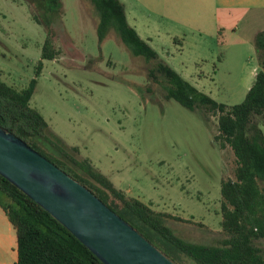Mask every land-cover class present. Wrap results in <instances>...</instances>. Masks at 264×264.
Returning a JSON list of instances; mask_svg holds the SVG:
<instances>
[{"label": "rangeland", "instance_id": "obj_1", "mask_svg": "<svg viewBox=\"0 0 264 264\" xmlns=\"http://www.w3.org/2000/svg\"><path fill=\"white\" fill-rule=\"evenodd\" d=\"M120 1L128 23L149 37L160 60L219 103L243 101L250 65L241 69L239 62L257 61L248 40L264 30V10L234 18L233 26L222 22L219 30L211 7L201 8L200 17L193 3ZM60 2L57 16L47 14L58 52L47 60L41 59L47 31L28 0H0V79L21 90L35 78L30 106L79 148V157L127 195L182 218L167 220L180 238L218 245L224 237L220 184L236 163L230 147L213 140L217 116L167 100L164 78L147 77L154 61L133 55L113 30L99 42L91 0ZM258 246L264 249V240Z\"/></svg>", "mask_w": 264, "mask_h": 264}, {"label": "trees", "instance_id": "obj_2", "mask_svg": "<svg viewBox=\"0 0 264 264\" xmlns=\"http://www.w3.org/2000/svg\"><path fill=\"white\" fill-rule=\"evenodd\" d=\"M98 13L96 34L101 42L110 30L135 56L154 61L147 77L165 80L164 97L190 111L202 108L217 116L213 140L228 145L235 157L233 176L220 184V226L224 237L218 245L186 241L168 226V218L182 220L168 212L156 211L143 201L116 188L109 178L49 129L41 113L30 106L36 79L17 90L0 79V126L75 178L106 206L133 226L175 264H264V30L254 46L258 68L243 101L219 103L184 79L132 27L120 0H91ZM60 0H28L33 19L47 31L41 59L57 55L53 49L47 14H58ZM39 60L37 72L42 67ZM206 115V114H205ZM0 206L16 234V264H106L50 212L0 174Z\"/></svg>", "mask_w": 264, "mask_h": 264}, {"label": "water", "instance_id": "obj_3", "mask_svg": "<svg viewBox=\"0 0 264 264\" xmlns=\"http://www.w3.org/2000/svg\"><path fill=\"white\" fill-rule=\"evenodd\" d=\"M0 174L106 264H175L83 184L1 126Z\"/></svg>", "mask_w": 264, "mask_h": 264}, {"label": "crops", "instance_id": "obj_4", "mask_svg": "<svg viewBox=\"0 0 264 264\" xmlns=\"http://www.w3.org/2000/svg\"><path fill=\"white\" fill-rule=\"evenodd\" d=\"M163 1L167 3L173 2V0ZM175 2L179 3L182 6H190L189 4L193 3V6L198 8L196 9V11L199 10L198 16L200 17V12L202 11L201 8H214L215 20L216 22H219L218 24L220 25L219 30H223L224 28L222 26V24L224 23L222 22H226L230 26H233L234 18H238L242 16V14L244 15L252 9L264 10V0H175L173 3ZM231 29L235 30V27ZM146 40L149 42V37L146 38ZM238 43L240 42L238 41ZM248 43L250 46L253 47L256 54L254 41L248 40ZM239 64L241 65V69L246 68L248 67V65H250V72L248 75L246 74L243 84L244 86H246L247 89H249V87L253 83L254 76L258 68V60L254 64H251L246 59L244 61L240 60ZM262 131L264 134L263 126ZM16 261L17 251L15 230L12 227L10 221L8 220L4 210L0 206V264H16Z\"/></svg>", "mask_w": 264, "mask_h": 264}]
</instances>
